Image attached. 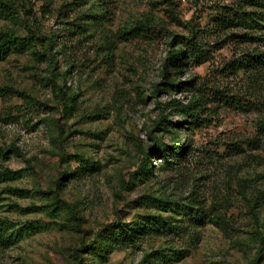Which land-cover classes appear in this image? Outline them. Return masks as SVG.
Segmentation results:
<instances>
[{
	"label": "rangeland",
	"instance_id": "rangeland-1",
	"mask_svg": "<svg viewBox=\"0 0 264 264\" xmlns=\"http://www.w3.org/2000/svg\"><path fill=\"white\" fill-rule=\"evenodd\" d=\"M8 1L15 14L0 12V31L26 38L28 21L45 43L0 58V174H19L0 176V219L28 230L0 243V264H264V74L227 75L256 47L217 49L211 31L217 6L233 0ZM104 9L109 22L77 35L83 17ZM145 21L147 38H121ZM191 31L213 59L169 71L196 83L165 93L173 37ZM199 91L207 112L180 131L168 108L158 131L160 104ZM161 135L187 145V157L154 156ZM144 153L151 173L139 169ZM117 223L130 232L96 237Z\"/></svg>",
	"mask_w": 264,
	"mask_h": 264
},
{
	"label": "trees",
	"instance_id": "trees-1",
	"mask_svg": "<svg viewBox=\"0 0 264 264\" xmlns=\"http://www.w3.org/2000/svg\"><path fill=\"white\" fill-rule=\"evenodd\" d=\"M11 3L8 0H0V12L3 15L10 16L14 15L13 8ZM97 10H94L92 14H88L81 19L85 22L75 25V31L78 34L84 32L83 24L95 27L97 24L103 21H110V14L107 9H104L101 13H97ZM16 17V16H14ZM26 25L28 27V36L26 38H21L15 36L10 32L0 31V58L7 57L11 52L21 49L26 50L32 47V45H44L40 43H45L38 29H34L32 25L27 21ZM213 39L219 41L215 46L217 49H223L224 47L234 45L239 47L242 45H251L255 46L254 53L243 54L239 59H235L225 65V70H227V75H232L234 73H243V74H264V0H233L231 5L217 6V12L214 19L213 26L211 28ZM151 34V27L148 21L141 22L137 26L131 28L130 30H125L121 33V38H140L148 37ZM191 36L189 37H173V43H176L177 48L169 53V56L165 60V70L162 74V79L164 80L163 84L165 86L164 92H179L185 93L191 91L196 83V79L189 81H182L180 77L170 79L171 70H176L180 72L184 67L190 63H194L197 66L206 64L207 62L213 59L210 50L204 47L203 41L205 38H198V32L191 31ZM76 35V34H74ZM51 45V44H50ZM173 45V44H172ZM48 46V55L49 60H54L51 57ZM54 57V56H53ZM61 91V89H60ZM162 89L155 90L154 96L162 92ZM217 93H220V90H217ZM64 101L67 103L70 101V98L65 97ZM208 101H205V97L200 94L197 95V98H194L190 102H184L183 100L172 99L167 103V106L160 104L161 114H160V123L157 125L158 131L163 132V121L167 119V109L171 111L179 112L182 119L176 125L180 127L181 130H185L187 126L186 122L196 118H199L201 114L207 112ZM231 104V102H228ZM192 123V122H190ZM171 126V128L175 129ZM167 133H171L167 131ZM177 133V131H175ZM62 129L59 128L58 141L62 140L61 138ZM154 141V146L152 148L153 155L156 157H161L166 162L169 160L176 159H185L189 153V147L185 146L181 140L177 139L174 145L165 144L163 141L162 135L152 138ZM11 151H16L17 149H12ZM143 159L139 167L140 171L144 173H151L154 170V166L149 158V153L143 154ZM64 161H69L71 158L67 155H62ZM2 180H15L19 174L13 171H6L0 174ZM150 224V223H148ZM142 228L147 229L145 224L142 223ZM147 225V223H146ZM139 225H134L131 229V234L128 238H131L134 233L137 231ZM148 229H151L148 228ZM109 230L110 232L114 231L119 232L123 235L129 233V230H125L123 225L117 223L115 225H108L104 229L100 230L96 237H100L103 231ZM27 228H16L15 225L8 221L0 219V243H11L17 239L22 238V236L27 232ZM116 237V235H113ZM259 236L264 238V234L259 233ZM97 249V242L91 244L90 252H94Z\"/></svg>",
	"mask_w": 264,
	"mask_h": 264
}]
</instances>
